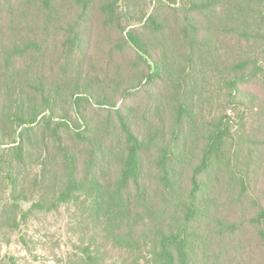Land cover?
Here are the masks:
<instances>
[{
  "label": "trees",
  "instance_id": "1",
  "mask_svg": "<svg viewBox=\"0 0 264 264\" xmlns=\"http://www.w3.org/2000/svg\"><path fill=\"white\" fill-rule=\"evenodd\" d=\"M7 1L0 0V6ZM77 1L86 6L84 10L92 6L91 0ZM122 1L102 3L106 18L116 26L121 21ZM40 2L48 9L41 17V36L26 33L0 41V229L15 230L19 219L26 217L21 201H33L32 209L39 211L87 202L92 216L104 211L100 219L105 223L114 220L121 232L128 233L142 224L152 207L147 160L150 158L162 170L164 189H173L172 169L186 152L180 144L183 135L152 127L148 131L134 130L121 116L115 127L97 131L79 112L83 102L91 104V96H82L88 94L89 83L93 84H80L88 74L82 59L73 89L46 85L47 63L57 66L60 62L49 59V46L59 47L61 59L63 56L69 61L77 56L85 40L78 21L52 20L55 16L50 0ZM182 2L189 10L181 13L183 24L178 31L164 29L168 27L152 15L147 21L148 26L161 32L157 41L151 43L137 31L123 28L120 42L122 48L128 45L143 58L147 65L143 78L151 82L164 74L165 82L173 86L177 92L175 123L180 132L185 113L192 120L202 108L209 117L200 145L201 157L191 165L190 201L184 206L180 224L162 225L158 244L152 241L148 246L151 264H211L198 261L197 248L187 241L192 238V229L195 233V221L216 204H211L214 194L207 195L202 183L203 174L216 167H223L232 176L239 188V200L248 199L254 206L255 213L249 219L264 240V199L258 184L259 172L264 171V138L246 133L242 139H235L230 120L211 117L223 91L220 86H224V102L228 100L229 107L249 105L257 112V123L264 122V95L254 98L239 89L249 82L264 84V0ZM227 8L232 12L222 14ZM173 32L177 39L173 40ZM179 42L184 46L185 59L177 54L182 48L176 47ZM24 60H28L26 64ZM203 90H211L212 96L202 100L199 94ZM68 96L72 110L59 106ZM95 104L103 105L101 99ZM160 108V104L155 105V115L159 116ZM117 142L124 150L121 170L114 179L111 161L116 151L111 146ZM103 194H117L122 200L113 204Z\"/></svg>",
  "mask_w": 264,
  "mask_h": 264
},
{
  "label": "rangeland",
  "instance_id": "2",
  "mask_svg": "<svg viewBox=\"0 0 264 264\" xmlns=\"http://www.w3.org/2000/svg\"><path fill=\"white\" fill-rule=\"evenodd\" d=\"M40 1L8 0L6 4L2 3L0 41L26 33L32 37L41 36V17L48 9ZM103 1L91 0L92 6L84 10L86 6L77 0H50V10L55 16L52 20L78 21L85 45L69 61H65L63 56L61 59L59 47L49 46V59H60V62L57 66L47 63L49 67L44 82L51 87L73 89L79 80L76 72L82 59L88 74L83 76L80 84L88 81H93V84L89 83L88 94L82 96H91V104L83 102L79 112L87 116L88 122L91 121L97 131L113 127L118 116H121L134 130L148 131L152 127L183 135L180 144L186 148V152L181 163L172 169L173 189H164L162 170L155 167L149 158L147 172L152 207L142 224L128 230V233L121 232L114 220L105 223L100 219L104 211L92 216L87 202L64 204L52 211H39L32 209L33 201H21L20 206L23 214L27 213L26 217L19 219L15 230L0 229V264H151L148 246L152 241L158 244L162 225L169 222L180 224L184 206L190 201L191 165H195L201 157L199 150L204 141L208 114L202 108L197 109L195 119L191 120L185 113L183 119L186 122L180 123V132L175 123L177 92L173 86L165 82L164 74L151 82L143 78L147 71L143 58L130 46L124 45L125 48H122L120 44L123 28L127 32L137 31L136 34L140 33L151 43L157 41L161 32L148 26L147 21L152 15L158 23L168 27L164 29L178 31L183 24L180 15L186 14L189 8L184 6L182 0H128L126 3L124 0L120 4L121 21L116 26L106 18ZM230 12L232 8L222 10V14L228 15ZM172 36L173 40L177 39L174 32ZM176 47H182L178 48L177 54L185 59L182 43L179 42ZM143 57L148 59L144 54ZM27 61L22 62L26 64ZM66 72L69 74L65 75ZM220 87L223 91L218 94L211 117L216 121L221 117L230 120L235 139H242L246 133L264 138V122L257 123V112L249 105L229 107V101L224 102V86ZM239 89L254 98L264 95L263 83L249 82L241 84ZM212 94L211 90H203L199 95L206 100ZM96 99H101L103 105H96ZM70 101L68 96L59 106L72 110ZM156 104L161 106L159 116L155 115ZM81 130L84 131V127ZM252 139L256 141V138ZM245 145L248 147L249 144ZM111 147L113 152L116 151L111 161L115 179L121 170L120 155L124 147L118 142ZM261 159L264 160V154ZM149 162L152 164L148 166ZM258 177L264 199V171H260ZM202 181L207 195L214 194L210 199L211 204H216L192 226L195 233L192 229V238L187 244L197 248V260L211 264H264V240L249 219L255 213V208L248 199L239 200V188L233 184L232 176L223 167H216L210 173H204ZM103 195L113 204L122 200L117 194Z\"/></svg>",
  "mask_w": 264,
  "mask_h": 264
}]
</instances>
